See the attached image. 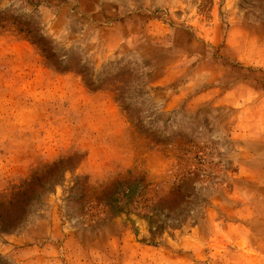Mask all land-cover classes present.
<instances>
[{"label":"rangeland","instance_id":"374dc122","mask_svg":"<svg viewBox=\"0 0 264 264\" xmlns=\"http://www.w3.org/2000/svg\"><path fill=\"white\" fill-rule=\"evenodd\" d=\"M0 264H264V0H0Z\"/></svg>","mask_w":264,"mask_h":264}]
</instances>
